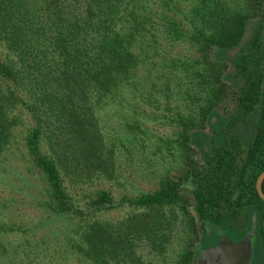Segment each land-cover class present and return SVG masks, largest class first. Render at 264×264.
<instances>
[{"label":"trees","instance_id":"1","mask_svg":"<svg viewBox=\"0 0 264 264\" xmlns=\"http://www.w3.org/2000/svg\"><path fill=\"white\" fill-rule=\"evenodd\" d=\"M120 88L157 106L164 94L183 159L154 190L115 200L98 183L116 177L101 124ZM19 127L38 206L72 221L60 234L81 262L153 264L145 255L164 259L188 233L175 256L198 264L212 227L257 228L264 251V0H0V164Z\"/></svg>","mask_w":264,"mask_h":264},{"label":"rangeland","instance_id":"2","mask_svg":"<svg viewBox=\"0 0 264 264\" xmlns=\"http://www.w3.org/2000/svg\"><path fill=\"white\" fill-rule=\"evenodd\" d=\"M188 9L189 5L185 4V12ZM227 54L224 49H216L212 57L221 61ZM125 89L120 88L116 92L118 97L124 99L121 104L114 102L110 108H104L101 124L105 142L114 150L116 177L98 184L109 191L115 200L123 195L133 196L154 190L164 173L182 170L183 159L178 147L180 129L176 117L172 119V104L164 108V94L158 90L153 91L155 97L161 95L162 98L158 99L164 101L157 106L153 97L146 103L147 95L145 92L142 94L140 89L133 94ZM166 116L171 117L168 119ZM24 129L19 127L16 130L17 143L9 149L15 157L0 164V264H91L78 260L75 251L68 246L67 239L60 234L63 227L72 225V221L68 218H54L49 211L38 206L41 176L30 163L20 160L22 136L26 134ZM192 142L197 148L202 141L193 137ZM12 153L6 155L14 156ZM3 201H6L4 207ZM129 210L128 206L112 208L106 210L102 218L116 222ZM182 235L178 233V237ZM222 236H226L230 242H237L244 237L239 232H221L212 227L199 241L198 251L201 253L213 247ZM178 237L164 259L148 253L144 257L145 262L150 260L153 264H178L179 258L175 255L188 233L185 234V240L183 236ZM251 248L252 254L247 264H264V251L257 228L251 236Z\"/></svg>","mask_w":264,"mask_h":264},{"label":"water","instance_id":"3","mask_svg":"<svg viewBox=\"0 0 264 264\" xmlns=\"http://www.w3.org/2000/svg\"><path fill=\"white\" fill-rule=\"evenodd\" d=\"M235 51H232L234 53ZM264 180V170L256 179V189L259 196L264 199V193L261 190ZM253 230H250L241 240L230 242L226 236H222L219 242L213 247L207 248L200 253L199 264H247L250 261L252 248L251 236Z\"/></svg>","mask_w":264,"mask_h":264}]
</instances>
